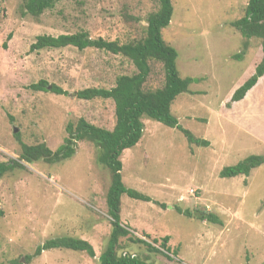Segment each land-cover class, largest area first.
Returning <instances> with one entry per match:
<instances>
[{
  "label": "rangeland",
  "instance_id": "obj_1",
  "mask_svg": "<svg viewBox=\"0 0 264 264\" xmlns=\"http://www.w3.org/2000/svg\"><path fill=\"white\" fill-rule=\"evenodd\" d=\"M23 1L0 0V161L21 163L0 179V264H98L111 229L106 206L110 172L97 161L95 145L79 141L72 157L49 164L19 160L20 142H45L55 149L67 135V123L79 117L111 129L113 101L79 99L74 92L109 88L116 76L136 69L127 57L105 50L67 46L31 51L29 45L39 34L81 30L121 43L140 38L158 3L57 0L34 17L21 14ZM247 1L171 0L173 13L161 35L177 51L180 75L191 79L171 112L194 140L158 120L142 119L140 140L120 156L121 175L126 187L152 200L122 194L120 221L132 237L144 236L154 246L159 242L153 238L168 235L169 251L153 252L121 237L118 253L155 264H264V163L248 175H220L248 155L264 156V75L243 99L231 102L261 58L260 39L252 37L244 47V38L231 25L244 14ZM149 63L144 86L161 87L162 64ZM40 79L67 94L32 89L30 84ZM175 205L212 212L219 222L186 216ZM61 236L87 240L95 256L52 248L25 260L36 246Z\"/></svg>",
  "mask_w": 264,
  "mask_h": 264
},
{
  "label": "trees",
  "instance_id": "obj_2",
  "mask_svg": "<svg viewBox=\"0 0 264 264\" xmlns=\"http://www.w3.org/2000/svg\"><path fill=\"white\" fill-rule=\"evenodd\" d=\"M57 0H24L21 14H30L38 17L46 9L52 8ZM156 10L148 13L146 17L145 35L126 42L107 40L102 37H91L87 31L81 30L73 33H61L58 35L39 34L29 45L31 51L45 48H63L73 46L78 50L95 48L120 54L127 57L135 66L132 74H120L116 76L113 86L99 87L89 86L74 92L79 99L91 100L94 98L111 99L114 103L115 122L111 129L95 125L83 117L76 122H68L65 130L66 136L63 142L55 149L49 148L45 142L26 144L20 142L19 160L35 162L42 160L49 164L69 159L76 151L77 143L82 140L93 143L97 149V161L110 172V185L106 193V206L111 217V229L104 250L98 256V264H155L147 262L130 253H118L119 239L128 237L133 242L143 243L150 251L165 253L169 251L167 245L169 236L165 235L160 240L153 238L148 242L140 237H132L129 228L120 221L121 195L126 194L135 199L151 201L152 199L133 188L126 187L122 181V161L120 156L123 150L134 146L141 138L144 123L143 118L148 117L158 120L163 124L177 128L189 141L194 140L193 135L181 127L177 118L171 112V104L180 93L187 92L191 82L189 77H182L176 66L177 51L168 44L161 35L162 28L169 24L173 13L171 0H157ZM231 25L240 32L244 38L243 45L247 46L252 37L260 39L261 58L256 63L254 71L244 82L236 88L231 96V102L243 99L246 93L253 88L258 79L264 75V0H248L244 14L231 22ZM11 33L6 36V40ZM6 46V42H3ZM239 57V54L236 55ZM154 60L162 64L164 71V83L161 87L146 88L145 82L151 71L149 61ZM40 79L30 84L34 90L51 91L56 94L67 92L61 87L50 84ZM18 136V133L15 134ZM264 163V156L251 154L232 166H226L220 171L223 177H233L238 174L248 175L250 171ZM21 166L16 159L0 161V179L8 171ZM153 202L159 204L157 201ZM165 206V204H160ZM174 209L186 216L196 215L202 220L219 222L217 216L206 210L182 209L175 205ZM3 210L0 209V217ZM148 235V234H147ZM148 237V236H147ZM52 248H67L76 251H84L90 257L95 256L92 245L85 239L72 236H61L47 239L41 245L35 247L32 254L25 260L38 256L42 251ZM175 254V252H174Z\"/></svg>",
  "mask_w": 264,
  "mask_h": 264
},
{
  "label": "water",
  "instance_id": "obj_3",
  "mask_svg": "<svg viewBox=\"0 0 264 264\" xmlns=\"http://www.w3.org/2000/svg\"><path fill=\"white\" fill-rule=\"evenodd\" d=\"M47 88H50V84L47 85ZM17 129L15 128L14 131H16ZM202 143H204V141H202Z\"/></svg>",
  "mask_w": 264,
  "mask_h": 264
},
{
  "label": "crops",
  "instance_id": "obj_4",
  "mask_svg": "<svg viewBox=\"0 0 264 264\" xmlns=\"http://www.w3.org/2000/svg\"><path fill=\"white\" fill-rule=\"evenodd\" d=\"M123 225H124V224H123ZM124 226H125V225H124ZM126 227H127V226H126ZM143 231H144V232H146V233H149V232H148V231H146L145 229H143V230H142V232H143Z\"/></svg>",
  "mask_w": 264,
  "mask_h": 264
},
{
  "label": "built area",
  "instance_id": "obj_5",
  "mask_svg": "<svg viewBox=\"0 0 264 264\" xmlns=\"http://www.w3.org/2000/svg\"><path fill=\"white\" fill-rule=\"evenodd\" d=\"M191 192H193V191H191ZM142 239H145V237L144 236H140Z\"/></svg>",
  "mask_w": 264,
  "mask_h": 264
}]
</instances>
